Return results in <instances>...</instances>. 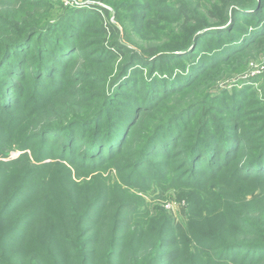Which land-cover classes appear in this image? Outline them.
Segmentation results:
<instances>
[{
  "label": "rangeland",
  "instance_id": "1",
  "mask_svg": "<svg viewBox=\"0 0 264 264\" xmlns=\"http://www.w3.org/2000/svg\"><path fill=\"white\" fill-rule=\"evenodd\" d=\"M143 1L42 0L41 8L30 12L32 19L28 23L35 27L55 25L65 9L98 10L100 16L86 23L83 28L80 44L86 47L83 51L88 52L86 58L77 60L71 68L63 70V74H66L65 83L62 85L63 79L60 77L54 94H42L39 91L45 102H31V70L30 67L26 69L27 82L19 83L21 94L25 96H19L16 106L20 108L10 112L17 116L20 124L18 133L11 137L9 129L0 128V139H3L0 140V148L4 153L0 155V216L4 221V229L5 226L10 227L22 221L19 225L24 230L14 233L13 240L1 241L0 236V264H49L47 255L60 250L62 242V248L70 255L69 261L93 251L91 256L95 257L98 253V264H137V259L147 262L157 247L165 245L166 249L176 250L172 256H175L176 264H211L213 258L209 261L207 256L194 250L197 238L219 234L222 242L231 241L229 238L233 239L235 235L242 236L239 231L243 235L246 233L237 220L260 218L257 224L261 220L263 222L264 209L260 213L256 207L261 200L259 209L264 205L262 184L261 187L256 183L224 185V178H221L220 181H214L213 186H205L207 190L203 192L194 186L175 182L177 170L173 174L171 171L178 161L175 158L163 164L162 171L167 177L165 183L150 176L146 169H142L145 174L133 173V176H138V180L127 175L135 160L137 143L160 122L158 120H164L180 108L195 104L205 94L210 95L205 108L204 105L201 107L205 109L206 117L212 115L215 120L218 117L226 120L227 114L222 109L224 101L220 95L226 91L224 97L227 99L228 94L235 96L240 92L247 95L242 103L245 119H255L252 122L245 120L246 124L260 123L258 118L262 114H259L258 108L264 106V0H237L233 7H252L248 12L237 13L229 12L232 7L225 8L226 0H154L159 3L156 10L144 9ZM181 4L187 5L190 12L179 15L177 7ZM2 6L0 2V8ZM234 14L236 22L231 20ZM206 30L216 32L200 38L193 51L182 54L183 49L189 51L196 36ZM224 30H227L224 34L217 33ZM254 30H260L261 35L252 34ZM244 34H252L249 38L252 41L243 45L242 54L230 56L212 69L208 67L210 70L193 88L165 98L160 107L136 128L133 143L125 153L113 160L94 168L78 164L70 166L57 158L42 157L44 160L37 162L34 161V152L39 144L34 141L30 144V150H26L29 160H33L32 164L18 158L22 151L17 147L29 135L36 134L46 126L67 125L75 119L91 118L106 105L105 101L113 93H118L119 84L129 75L135 77V83L140 79L142 81V78H168L170 74L183 76L193 61L195 64L207 63L217 51L228 45L227 42L241 39ZM112 48L119 53L111 54ZM100 49L110 56H102ZM107 49H111V53ZM32 60L29 57L27 62ZM78 64L85 65L86 73L89 74L79 73L80 76L73 79L80 72ZM1 79L3 81L5 77ZM252 99L260 100V103L248 105ZM20 100L22 103L18 104ZM41 102L45 104L41 106ZM220 105L221 108H218ZM119 107L115 101L106 109L112 114L114 112L111 109ZM185 140L181 149L188 146ZM13 159L19 160L10 163ZM157 162L160 161L155 158L154 163ZM76 163L81 161L77 159ZM24 177L33 179L34 185L27 186L30 188L25 191V201L22 202V196L18 199L15 197L6 209L4 204L7 198L11 197ZM123 203L131 204L133 211L144 215H119L117 211ZM89 208L91 218L87 221L81 214L86 215ZM102 208L104 211L99 217L98 211ZM116 220L120 221L117 225ZM125 220L127 222L122 223ZM116 229L124 234L121 255L118 259L115 254L108 258L115 235L110 233ZM85 231L91 233L89 239L85 238ZM260 235L263 237L264 233ZM257 237L260 238L256 233L248 239Z\"/></svg>",
  "mask_w": 264,
  "mask_h": 264
},
{
  "label": "trees",
  "instance_id": "2",
  "mask_svg": "<svg viewBox=\"0 0 264 264\" xmlns=\"http://www.w3.org/2000/svg\"><path fill=\"white\" fill-rule=\"evenodd\" d=\"M0 2L3 5L0 8V128L2 126L3 129L6 127L10 130V136L15 137L20 124L17 121V116L11 115L10 112L20 108L16 106L19 96L20 98L25 96L24 93L21 94L19 83L25 81L26 69L30 67L31 70V102L34 104L35 100L45 102L40 97L39 91L42 94H54L57 91L56 85L60 77L63 79L62 85L65 83L66 74H63V70L71 68L77 60L86 58L88 52L83 53L86 47L80 44L84 33L83 28L86 23L98 19L100 11L65 9L62 18L57 20L55 25L35 27L32 23H28L32 19L30 12L41 8L42 0H0ZM143 2L144 5L142 6L146 10L149 8L156 10V6L159 4L154 0H144ZM236 4L237 0H226L225 8L232 7L230 13L252 10V7L247 5L233 7ZM189 12L190 8L185 4L177 7L179 15H185ZM231 20L237 21L235 14ZM22 23L24 25L21 26ZM226 31H218L217 33L224 34ZM210 32L216 31L206 30L198 34L189 51L186 52L185 48L182 54L193 51L199 39ZM252 32L255 36L262 33L260 30ZM252 34H244L247 38L244 36L235 41L234 39L230 40L227 42V46L217 51L214 57L205 64H195L193 61L183 76L175 77V74H170L168 78L165 76L142 78V81L140 79L135 83V80H133L135 77L129 75L124 82L119 84L118 93H113L108 101H105L106 105L102 106L91 118L75 119L67 125L46 126L36 134L29 135L24 143L17 147L19 151H22L18 158L32 164L33 160H29L27 157L28 151L26 150H30V144L34 141L39 144L34 152V161L37 162L43 161V158L46 157L50 159L57 158L56 160L66 161L70 166L78 164L79 166L94 168L105 161L113 160L117 155L120 156L125 153L129 145L133 143L136 128L144 118H147L155 109L160 107L165 98L191 87L193 88L212 67L220 62L227 61L230 56L242 54L241 50L246 42L250 43L252 41L249 39ZM225 35L228 39V33ZM107 51L111 53V49H107ZM112 51L111 54L119 53L113 48ZM100 53L102 56H110L102 49H100ZM29 57L33 59L31 62H27ZM78 65L80 72H78V75L76 74L77 76L74 74L73 79L79 77L80 74H89L86 73L87 67L85 65ZM208 67L210 69H207ZM133 73L135 72L133 71ZM1 77H5V79L2 81ZM166 78L167 80H165ZM225 94L226 91H223L220 97L224 101L222 109L227 114L226 120H221L219 117L218 120H215L212 115L206 117V111L201 107L204 105L205 108V103L210 97L208 94H205L195 104L180 108L164 120H158L160 122L154 125L142 141H139L140 143H137L135 160L131 165L130 174L127 176L135 177L138 180V176H133V173L145 174L142 169H146L150 176H154L165 183L167 177L162 171L163 164L175 158L178 161L171 170L172 174L177 170L175 182H181L185 186H194L200 191L203 190V192L207 190L204 189L205 186L211 187L214 181H220L221 178H224L222 179L224 185L229 183H241V185L256 183L260 184L259 187H261V184L264 185V106L258 108L259 114H262L258 118L260 123L248 125L246 121L252 122L255 119H245L246 112L242 109V103L247 95L237 92L233 96L231 93L225 99ZM115 101L121 107L119 109L112 108L111 110L114 113L110 114L106 107L111 106ZM253 102L259 104L260 100L252 99L248 102V105ZM21 103L22 101L18 104ZM44 104L41 102V106ZM33 108L39 107L33 106ZM218 108H221V105ZM219 113L221 112L219 111ZM240 120H243V122H239ZM185 137L188 138L185 140ZM184 140L188 143V146L181 149ZM127 152L132 151L128 150ZM3 154L0 148V155ZM155 158L160 162L154 163ZM19 159H13L9 162L13 163ZM77 159L81 163H76ZM66 162L61 163L65 165ZM46 164H50V162ZM172 178L174 179V175ZM21 181L11 197L7 198V202L4 204L6 209L11 206L12 199H15V197L18 199L22 196V202L25 201V191L30 188H27V186L34 185V181L30 177H24ZM210 182L212 183L209 184ZM208 193L211 192L208 190ZM211 194L214 195L213 192ZM261 202L262 200L256 206L257 211H260V213L264 209V205L259 209ZM94 207L95 205H93ZM103 211L104 208L98 211L99 217L102 216ZM117 213L121 216H129V214L132 216L133 214L144 215L142 212L136 213V211H133V206L128 203L120 204ZM86 215L81 214L83 219L90 221V208ZM259 219L242 218L237 220L243 227L241 229L246 233L243 235L239 231L242 236L235 235L233 239L229 238L231 241H226L227 243L222 242V237L219 234L199 237L194 244V250L200 255L207 256L209 261L213 258L211 264H264V236L261 237L260 235L264 233V218L262 223L261 220L260 224H257ZM21 222L19 221L10 227L5 226L4 229V221L0 216L1 241L13 240L14 233L23 232L22 226L19 225ZM119 222L116 220L115 225ZM126 222L127 220L122 223L125 224ZM101 226L102 223L100 222ZM113 231L110 233V235L115 234L113 245L107 257L112 258L115 254L118 259L121 255L124 234H121V231L117 229ZM256 233L260 238L248 239ZM90 234L89 231H85V238L89 239ZM56 244L61 245L60 242ZM62 246L63 242L60 250L47 255L50 260L49 264H71L72 261L77 264H98V261H100V259L96 260L98 253L95 257L91 256L93 251L85 253L82 258L76 256L72 261H69L70 255ZM164 246L157 247L153 251L151 259L147 262H142V259L140 261L136 260L137 257L134 254L133 256L137 264H176L175 256L172 257L173 254L175 255L176 250L172 251V249H166ZM84 250L86 249L84 248Z\"/></svg>",
  "mask_w": 264,
  "mask_h": 264
}]
</instances>
